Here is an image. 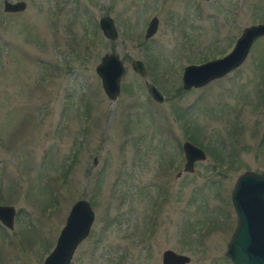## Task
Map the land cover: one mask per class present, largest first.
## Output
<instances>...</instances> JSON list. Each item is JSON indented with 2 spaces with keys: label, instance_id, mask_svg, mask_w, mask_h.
<instances>
[{
  "label": "rangeland",
  "instance_id": "374dc122",
  "mask_svg": "<svg viewBox=\"0 0 264 264\" xmlns=\"http://www.w3.org/2000/svg\"><path fill=\"white\" fill-rule=\"evenodd\" d=\"M2 1L0 205L14 216L11 229L0 225V264H42L80 198L94 217L69 264H161L165 249L186 264H230L232 185L264 168V36L202 87L183 90L180 75L264 22V0H22L17 12ZM103 15L114 40L98 27ZM151 16L156 31L144 38ZM109 52L124 67L113 101L94 72ZM134 59L161 102L146 94ZM187 136L205 154L191 172ZM214 153L228 156L222 170H211Z\"/></svg>",
  "mask_w": 264,
  "mask_h": 264
},
{
  "label": "water",
  "instance_id": "95a60500",
  "mask_svg": "<svg viewBox=\"0 0 264 264\" xmlns=\"http://www.w3.org/2000/svg\"><path fill=\"white\" fill-rule=\"evenodd\" d=\"M24 5L22 0L2 1V9L5 12L21 11ZM98 27L106 39L114 40L117 37L114 23L109 16H100ZM156 27L157 19L153 16L147 22L143 37H150L156 31ZM262 36L264 22L243 27L230 51L221 57L184 66L180 76L181 88L183 90L199 88L223 77L244 61L252 43ZM130 66L144 79V88L148 96L156 102H161L163 95L146 79L143 63L134 59L131 60ZM94 72L99 78L105 96L111 101L115 100L119 93V80L124 72L118 55L114 52L104 53L95 65ZM181 150L184 172H191L193 163L205 157L204 152L189 140L182 142ZM229 199L235 216V225L225 245V258L230 264H264V168L260 172L245 170L240 173L234 180ZM13 216V206L0 205L1 226L11 229ZM93 217L89 202L83 198L76 200L70 206L54 245L44 257L42 264H69L76 246L87 236ZM160 261L161 264H186L189 257L165 249L161 253Z\"/></svg>",
  "mask_w": 264,
  "mask_h": 264
},
{
  "label": "trees",
  "instance_id": "16d2710c",
  "mask_svg": "<svg viewBox=\"0 0 264 264\" xmlns=\"http://www.w3.org/2000/svg\"><path fill=\"white\" fill-rule=\"evenodd\" d=\"M211 52H212V53L210 54V55H211L210 58H215V55H216V54H214V53H216V52H213V51H211ZM217 53H218V52H217ZM206 59H207L206 56L202 57V60H203V61H205ZM151 82L155 83V79H154V78H151ZM258 92H259V91H258ZM258 92H257V95L259 96ZM260 96H261V94H260ZM186 139L189 140L190 142H194V141H195V140L193 139L192 136H191V137H188V136H187ZM214 155H216V158H215L214 164H212V166H211V170L216 169L217 166H219V167H217V168H220V169L222 170L223 156H224V155L221 154V158H220V156L218 157L219 154H217V153H214ZM224 157H226V158H225V160H226L225 163H226V162H227V157H228V156H224Z\"/></svg>",
  "mask_w": 264,
  "mask_h": 264
}]
</instances>
